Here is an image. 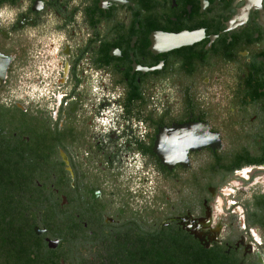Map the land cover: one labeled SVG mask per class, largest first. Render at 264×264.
Returning a JSON list of instances; mask_svg holds the SVG:
<instances>
[{"label":"flooded vegetation","instance_id":"af4514ba","mask_svg":"<svg viewBox=\"0 0 264 264\" xmlns=\"http://www.w3.org/2000/svg\"><path fill=\"white\" fill-rule=\"evenodd\" d=\"M0 222L14 264H264V0H0Z\"/></svg>","mask_w":264,"mask_h":264},{"label":"trees","instance_id":"16d2710c","mask_svg":"<svg viewBox=\"0 0 264 264\" xmlns=\"http://www.w3.org/2000/svg\"><path fill=\"white\" fill-rule=\"evenodd\" d=\"M4 223L0 222V235H7L6 232L3 231ZM2 243H0V264H14L13 263V254L10 249V244H7L5 242L3 246H1Z\"/></svg>","mask_w":264,"mask_h":264},{"label":"clouds","instance_id":"9594fccd","mask_svg":"<svg viewBox=\"0 0 264 264\" xmlns=\"http://www.w3.org/2000/svg\"><path fill=\"white\" fill-rule=\"evenodd\" d=\"M0 15L8 18V19H11V17L14 15V13H8V12H4V13H0Z\"/></svg>","mask_w":264,"mask_h":264}]
</instances>
